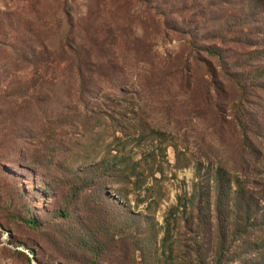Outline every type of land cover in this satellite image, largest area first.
<instances>
[{
  "label": "rangeland",
  "instance_id": "374dc122",
  "mask_svg": "<svg viewBox=\"0 0 264 264\" xmlns=\"http://www.w3.org/2000/svg\"><path fill=\"white\" fill-rule=\"evenodd\" d=\"M197 10L187 11V0H0V111L18 114L9 136L27 131L2 152L0 168L20 181L40 221H51L68 193L53 175L70 181L65 169L117 153L139 163L141 176L98 188L161 224L190 196L198 171L207 178L222 166L264 195V78L243 86L208 78L212 58L203 43L193 50L187 27ZM44 59L53 63L49 82L22 95ZM57 119L62 128L47 144L38 137ZM45 151L65 174L52 164L28 168ZM16 214V194L1 189L0 264H56L53 232L31 230Z\"/></svg>",
  "mask_w": 264,
  "mask_h": 264
},
{
  "label": "trees",
  "instance_id": "16d2710c",
  "mask_svg": "<svg viewBox=\"0 0 264 264\" xmlns=\"http://www.w3.org/2000/svg\"><path fill=\"white\" fill-rule=\"evenodd\" d=\"M190 9L199 12L187 24L192 48L203 43L201 50L212 58L208 78L215 82L224 77L241 86L264 78V0H187ZM190 24L196 30L191 31ZM44 62L36 65L32 85L19 88L22 95L40 93V87L49 82L45 77L53 63ZM214 82L210 86L216 89ZM10 116L0 111V159L13 140L24 139L27 132L16 130L9 136L5 126L18 114ZM51 124L38 137L47 144L56 140L62 128L58 119ZM32 158L27 160L28 168L36 172L51 164L58 173L64 171L47 152ZM137 167L139 163L117 153L77 173L65 169L73 175L70 181L53 175V184L62 190L68 185V193L54 205L51 221H40L34 215L31 203L20 192V181L2 168L0 190L16 194L14 219L31 230L53 232L58 244L53 248L56 264H264V195L254 191L250 178L232 176L222 166L207 178L198 171L190 196L179 197L161 224L149 213H134L121 201L127 197H113L98 188L113 180L130 181L140 175ZM49 190L50 186L44 189L45 196Z\"/></svg>",
  "mask_w": 264,
  "mask_h": 264
}]
</instances>
